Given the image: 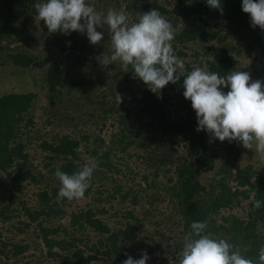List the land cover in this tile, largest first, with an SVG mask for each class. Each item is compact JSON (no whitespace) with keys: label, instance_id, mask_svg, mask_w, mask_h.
I'll list each match as a JSON object with an SVG mask.
<instances>
[{"label":"trees","instance_id":"obj_1","mask_svg":"<svg viewBox=\"0 0 264 264\" xmlns=\"http://www.w3.org/2000/svg\"><path fill=\"white\" fill-rule=\"evenodd\" d=\"M42 2L0 0V72L13 68L0 75V264H122L144 250L147 264H169L194 221L257 264L264 162L255 150L197 131L184 76L156 94L131 66H101L96 57L111 52L106 26L93 45L86 32L50 34L41 21L44 36L34 40ZM242 2L220 0L221 11L206 0H88L104 15L123 10L130 23L159 10L175 29L185 72L250 68L252 81H264V30L251 26ZM42 43L37 62L32 51ZM39 91L46 104L36 116ZM89 159L98 166L85 197L58 199L56 169L73 174Z\"/></svg>","mask_w":264,"mask_h":264},{"label":"clouds","instance_id":"obj_2","mask_svg":"<svg viewBox=\"0 0 264 264\" xmlns=\"http://www.w3.org/2000/svg\"><path fill=\"white\" fill-rule=\"evenodd\" d=\"M206 2L209 7L222 11L220 0ZM34 7L35 21H43L50 34L86 32L91 44L96 45L103 39L97 27L106 26L111 37V52L97 56L99 64L107 68L119 62L125 72L131 66L133 78L142 80L153 93H160L169 82L175 84L184 76L183 95L191 101L197 114V131L207 130L221 142H241L244 148L254 149L264 162V81H252L250 73L242 70L221 76L193 66L191 71L185 72L183 60L173 52L171 42L175 29L159 10L137 13L135 22L130 23L123 10L108 8L104 15L88 0H46ZM242 10L250 15L253 28L259 26L264 30V0H243ZM221 86L229 90L225 93ZM115 99L118 105L123 102L117 91ZM97 166L96 160L89 159L73 174L57 168L55 176L61 185L57 198L83 199ZM262 206L264 203L260 200L254 202V209ZM207 227L206 221L192 222L182 250L175 259L169 258V264H254L252 259L242 255L240 246L229 242L230 237L216 238L206 232ZM150 258L144 250L140 258L128 255L122 264H147ZM257 264H264V247L258 251Z\"/></svg>","mask_w":264,"mask_h":264},{"label":"rangeland","instance_id":"obj_3","mask_svg":"<svg viewBox=\"0 0 264 264\" xmlns=\"http://www.w3.org/2000/svg\"><path fill=\"white\" fill-rule=\"evenodd\" d=\"M34 25H35V27L33 28V30L31 29V32H30V35H31V37H33V39L34 40H37V41H40L39 40V38L40 37H42V36H44V32H43V30L42 29H40L39 28V26H38V23L37 22H35L34 23ZM43 48H44V45H43V43L42 44H40V45H38L37 47H36V50H33L31 53L34 55V57H35V61H37L38 62V60H41L42 59V55L44 54V52H43ZM0 61L1 62H5V58H1L0 59ZM248 62H246V64H247ZM44 66V65H43ZM42 66V64L40 63L36 68H35V71H36V73H39V71H40V69L43 67ZM249 67V66H248ZM13 68L11 67V68H6L5 69V71L4 72H0V75L2 74V73H6V74H8L11 70H12ZM250 69V68H249ZM249 69H247V71L246 72H248V73H251V70H249ZM13 71V70H12ZM251 76H252V78H255V76L251 73L250 74ZM26 77H27V75H25L24 76V79H26ZM260 79H262V80H264V75L260 78ZM17 81V80H16ZM15 81V82H16ZM254 81H255V79H254ZM21 81H17V83H15V85H17L18 86V88H20V89H25V86H22L21 84ZM19 89V90H20ZM229 90V89H228ZM38 91V90H37ZM45 93L44 92H41V91H39L38 92V99L36 100V102H35V105H36V107H37V109H36V111H35V114H36V116H39L40 115V107L42 106V104H46V100H45ZM50 128H54V127H50ZM50 128H48L49 130H50ZM55 129V128H54ZM59 129V128H58ZM53 131H56V130H53ZM64 221H66V219L65 220H63V222Z\"/></svg>","mask_w":264,"mask_h":264}]
</instances>
